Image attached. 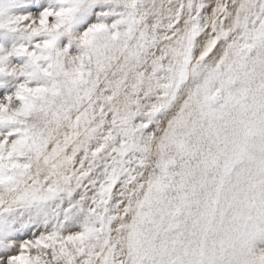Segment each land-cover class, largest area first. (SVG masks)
I'll return each instance as SVG.
<instances>
[{
	"label": "snow or ice",
	"instance_id": "6c2138e0",
	"mask_svg": "<svg viewBox=\"0 0 264 264\" xmlns=\"http://www.w3.org/2000/svg\"><path fill=\"white\" fill-rule=\"evenodd\" d=\"M0 264H264V0H0Z\"/></svg>",
	"mask_w": 264,
	"mask_h": 264
}]
</instances>
